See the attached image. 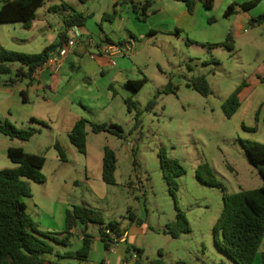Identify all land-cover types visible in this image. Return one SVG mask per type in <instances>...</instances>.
<instances>
[{
	"label": "rangeland",
	"instance_id": "374dc122",
	"mask_svg": "<svg viewBox=\"0 0 264 264\" xmlns=\"http://www.w3.org/2000/svg\"><path fill=\"white\" fill-rule=\"evenodd\" d=\"M63 1L77 11L96 13V19L91 16L87 20V26L94 25L96 20L100 22L102 16L99 17V12L104 9V13H112L114 6L113 0H45L38 10V20L49 21L55 27L62 24L70 11L62 8L52 11L50 8L61 5ZM246 1L249 0H232L230 3L218 0L209 14L204 9L196 11V7V24L182 34L147 31L140 36L135 44L141 51L138 62L142 68L138 77L132 80L146 77L148 81L144 87L135 92L130 87L116 85V93L113 92L109 101L100 97L105 107L99 108V104H95L86 110L87 107L83 106L90 122L113 121L122 126L123 137L109 132L95 133L88 127L87 153L77 152L78 158L66 154V161H62L54 148L49 147L57 126L53 127L47 121L45 124L53 127L50 131L42 121L28 124L20 119L10 120L19 128L41 130L29 141L11 139L0 133V170L16 166L6 154V148L13 144H23L29 152L42 150L46 155L47 164L42 173L49 179V184L30 182L32 196L26 198L30 212L37 209L35 197H50L55 202L65 200L71 206L69 209L75 205L90 206L100 210L106 222L116 219L129 224L138 248L144 250L145 261L161 257L165 264H176L178 260L188 264H236L218 249L213 234L224 207V192L202 183L196 176V170L208 162L229 194L264 185L258 168L250 161L243 146V142L248 140L264 144V108L259 121L255 119L261 105L264 107V23H252L253 18L264 14V0L249 10L248 15L241 12L229 18L224 16L230 4ZM122 7L133 17L142 16V12H138L130 2L123 3ZM103 23L105 32L113 36L110 22L104 20ZM240 23L245 28L236 33ZM22 25L20 22L0 23V47L11 50ZM93 29L100 33V27ZM230 29L234 30V36L236 34L232 49L222 45ZM36 50L34 53L42 51ZM201 75H206L210 84L211 93L207 96L189 85L193 78ZM17 76L13 71L1 75V78L9 80ZM244 81L249 86L246 98L229 119L222 105ZM170 83L174 88L168 90ZM97 84L99 88L94 89V94L102 89V85ZM93 96L90 94L91 100ZM128 98L136 105L132 112L128 110ZM88 102L83 100L84 104L92 105ZM48 109L57 110L58 107L51 105ZM137 113L140 114V123L135 128ZM106 146L112 148L118 158L115 185L106 184L100 178L99 166ZM162 150L169 158L178 159L186 170V174L177 179L176 199L164 178L160 158ZM260 166L264 168V162ZM58 170H61L60 178L69 179L67 184L56 183ZM88 172L96 180L100 178L99 182L104 187L97 185V181L94 185L88 183ZM178 208L186 214L192 230L173 238L164 231L169 223L176 220ZM130 212L134 213L135 220L128 218L124 221ZM99 230V224L88 227L94 238L88 259L90 264H102V253L104 257L108 254L99 241ZM81 244L79 238L74 237L70 247H56L61 252L74 251ZM253 264H264V239Z\"/></svg>",
	"mask_w": 264,
	"mask_h": 264
},
{
	"label": "trees",
	"instance_id": "16d2710c",
	"mask_svg": "<svg viewBox=\"0 0 264 264\" xmlns=\"http://www.w3.org/2000/svg\"><path fill=\"white\" fill-rule=\"evenodd\" d=\"M85 1V0H82ZM182 2L187 7L190 14H194L197 4L201 2L207 10H212L216 0H175ZM262 0H249L243 3L230 4L224 16L229 18L239 10L249 11L257 6ZM0 23L20 22L29 29L38 17V10L44 5L45 0H0ZM149 3L142 8V17H147ZM70 11L63 20L66 30L60 33L58 43L50 44L39 53H24L12 51L0 47V75H7L16 71L17 77L25 74L28 77L41 67H43L60 48L64 47L71 34L69 30L73 27L86 26L91 15L77 11L70 3L63 1L61 5L50 8L52 11L60 9ZM136 9V8H135ZM116 12L105 13L104 18L115 17ZM253 24L264 23V14L252 19ZM106 43L115 44L110 39ZM102 43V42H100ZM234 34L230 32L225 45L233 48ZM19 65L16 68V65ZM14 80L10 79L12 84ZM148 79L144 77L140 80H129L127 86L135 92H139ZM200 94L207 96L211 93V88L206 75L195 77L189 83ZM247 82L238 86L230 97L223 103L222 109L227 118H232L239 110L244 98H246ZM170 83L168 90L173 89ZM24 94V93H23ZM129 112L136 109L135 102L126 99ZM262 107L256 113V121L260 119ZM139 113L136 114L135 128L139 125ZM264 121V118H263ZM88 127L95 133L109 132L123 137L122 126L114 123H93L86 118L76 122L68 133L71 144L81 154L87 153ZM40 129L17 127L9 119L0 116V133L11 139L29 141ZM243 146L248 153L250 161L258 168L264 180V168L260 166L264 162V144L257 141H244ZM62 161H66V153L59 143L54 145ZM8 157L16 164L15 168L0 170V264H46V255H54L57 261H50L49 264H78L71 262H84L89 259L92 251L93 236L88 232L90 224L100 225V237L105 243L107 250L115 244L112 235L107 230L112 231L120 237L129 230V224L122 220H112L106 222L103 213L95 208L86 205H75L66 212V228L62 232L44 231L28 212L26 198L32 196L30 182L44 183L46 177L42 173L47 158L45 153H29L22 147H10ZM161 165L164 178L170 186L172 195L177 197L179 189L177 179L186 174L185 168L178 159L169 158L165 151L160 153ZM118 158L116 152L106 146L103 155L102 178L109 185L116 184V171ZM197 178L204 184L217 187L224 192V207L218 217L213 234L218 249L232 258L236 264H253L264 239V185L262 187L241 190L235 194L226 192L223 184L218 180L213 168L208 162L201 164L196 170ZM135 220L134 213L130 212L126 219ZM122 227V228H121ZM79 228L82 229V245L78 250H66L61 252L56 245L70 247L72 239L76 236ZM191 225L186 214L178 208L177 218L167 225L165 233H169L173 238H179L181 234L190 233ZM127 252L132 256L137 253L138 259L135 264H165L160 258L144 260V250L135 245H128ZM61 260H69L62 262ZM176 264H188L184 260H178ZM224 264V263H220Z\"/></svg>",
	"mask_w": 264,
	"mask_h": 264
},
{
	"label": "crops",
	"instance_id": "0c3cea01",
	"mask_svg": "<svg viewBox=\"0 0 264 264\" xmlns=\"http://www.w3.org/2000/svg\"><path fill=\"white\" fill-rule=\"evenodd\" d=\"M217 1L218 0L215 1V5ZM228 1V3H230L232 0ZM128 2H130L132 6H135L138 12H142L144 4L149 3L146 11L148 14L147 17L143 18L140 14L139 17L136 14L139 17L137 18L135 16L133 17L130 11L129 14L124 12L122 4ZM112 3L114 4L112 13L116 12L115 17L105 19L104 14L108 12L104 13L105 10L103 9L99 12V17L102 16V20L100 22L96 20L92 26H87L86 24V26L79 27L80 32L99 43L105 42L107 39H110L113 43H124L131 40L135 43L140 40V36L147 33V31L152 33H159L160 31L172 33L176 31L178 34H182L183 31L192 29L196 24L194 20L195 14H190L184 3L175 0H113ZM200 9L206 10L208 12L207 14L211 11L207 10L201 2L197 4L196 11ZM241 12H244L246 15L250 13V11L245 10L239 13ZM85 14L91 15L94 19L97 17L95 12ZM104 20L110 22V29L112 30L113 36L105 32ZM138 23L139 25H137ZM93 27H100V33H98V30L93 29ZM138 27H143V29L141 30ZM243 28L245 27H242V23H240L239 27H236V33H239ZM65 30L66 28L63 23L55 27L54 24L49 21L38 20L37 17L31 28L27 29L24 25L20 27L18 36L14 38V41H16L15 46L11 48V50L21 52L30 51L31 53L37 51L36 49L43 50L50 44L58 43L60 40V33ZM71 31L72 29L69 30V34H71ZM233 31L234 30L230 29L227 33V37L229 33ZM115 35L118 36V38H115ZM234 39H236V34ZM225 43L222 45H225ZM140 52L141 51L137 50L136 47L135 51L129 56L121 54L107 56L96 53V48L94 46L79 40L72 52L65 57L64 65L59 71H55L50 66L44 67L37 70L31 78L25 74L16 78H11L14 80L12 84L9 83L10 79H2L0 75V116L9 120L14 119L15 121L20 119L22 122L28 124L42 121L44 126L50 129V131L53 130V127L57 126L56 130L52 133L49 147L54 148L58 154L54 145L59 143L66 154L78 158V150L71 144L68 133L77 121L82 118L88 119L86 114L88 107H93L95 104H99V108L105 107V102L102 103L101 101L102 97H106V100L109 101L113 96L116 85L126 87L129 80L138 77L142 68V65L138 62ZM98 82L102 85V89L101 91L98 90L97 94H94V89L99 88L97 87ZM90 94L94 95L92 97L93 100H91ZM130 94L132 95V93ZM85 99L87 102L89 101L88 103H92V105L84 104L83 100ZM59 103L63 104L59 105ZM76 103H78V105H76ZM51 105H56L58 109H48ZM83 106L87 107L86 110L85 108L83 109ZM261 107L263 110L264 107L262 105ZM47 121H50L53 127L46 125L45 123H47ZM109 123H113V121ZM12 146L22 147L26 152H29L23 144H13L6 148L7 155L8 149ZM29 153L44 152L39 150V152ZM57 157H59V154ZM15 167L16 166H10L9 168ZM99 169L101 171L100 178H102L103 159ZM60 172L61 170H58L59 175H57L56 172V183L61 182V184H67L69 179L60 178ZM100 178L96 180L89 176L88 172L86 179L88 183L94 185L97 181V185L104 187V185L99 182ZM44 183L49 184V179L46 178V182ZM60 199L62 198L60 197ZM33 200L34 203L36 202L37 209H33L32 212H30L29 205L27 204L28 212L39 226L46 229L44 231H64L66 228V212L71 206H69L65 200H58L55 202V200H52L50 197L44 199L35 197ZM125 225L126 224L122 227ZM140 229L141 231L144 230L143 228ZM125 233V241L118 242L114 247L110 248V250L106 249L105 243L102 241L101 237L99 238V241L103 245V249L108 253L107 257H104L105 255L102 253L100 259L102 264H135L136 260L127 252V247L131 244L137 246V242L136 239L134 240L130 228ZM81 235L82 229L79 228L75 238L78 237L79 241L82 243ZM45 259L47 260L46 264H49L50 261H57L54 255H46ZM61 261L68 262L69 260ZM71 262L90 264L88 260L84 262L71 260Z\"/></svg>",
	"mask_w": 264,
	"mask_h": 264
},
{
	"label": "built area",
	"instance_id": "2783aa9c",
	"mask_svg": "<svg viewBox=\"0 0 264 264\" xmlns=\"http://www.w3.org/2000/svg\"><path fill=\"white\" fill-rule=\"evenodd\" d=\"M79 40L94 46L96 48V53L104 54L107 56H115L118 54L129 56L135 51L136 48L135 43L132 40L115 44L96 42L94 39L83 35L80 32L79 27H73L71 31V38L69 39L68 43L64 47L60 48L56 53H54L49 61L39 69L50 66L55 71H59L64 65L65 57L72 52ZM107 232L112 235V238L115 242V244L112 245L111 248L114 247L118 242L125 241L124 238L126 237V233H124L120 237H117L112 231L107 230ZM132 257L135 260L138 259L137 253H133Z\"/></svg>",
	"mask_w": 264,
	"mask_h": 264
}]
</instances>
